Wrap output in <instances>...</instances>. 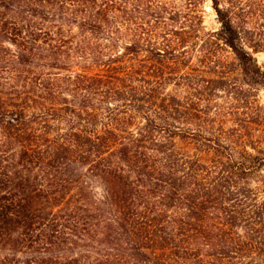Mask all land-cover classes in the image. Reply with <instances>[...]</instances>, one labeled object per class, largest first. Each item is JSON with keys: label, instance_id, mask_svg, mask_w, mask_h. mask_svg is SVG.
I'll return each mask as SVG.
<instances>
[{"label": "trees", "instance_id": "obj_1", "mask_svg": "<svg viewBox=\"0 0 264 264\" xmlns=\"http://www.w3.org/2000/svg\"><path fill=\"white\" fill-rule=\"evenodd\" d=\"M211 1L0 0V264H264V148L168 89L264 85Z\"/></svg>", "mask_w": 264, "mask_h": 264}, {"label": "rangeland", "instance_id": "obj_2", "mask_svg": "<svg viewBox=\"0 0 264 264\" xmlns=\"http://www.w3.org/2000/svg\"><path fill=\"white\" fill-rule=\"evenodd\" d=\"M195 1H198L199 8L204 10V27L206 31H218L221 23L212 6V1ZM226 1L223 3L228 6ZM237 4V25L243 32L247 42L258 49V51H254L253 48H250V50L254 51L259 64L264 65V0H238ZM218 52L220 57L231 66V62H233L232 54L221 49ZM194 60L197 61V58L194 57ZM212 86L210 90L202 88L203 96H201L200 100L192 94H186V90H182L173 84L168 85V89L171 93L173 92L180 96H190L195 99L198 106L211 116L219 117L222 120L220 121L221 124L224 122L220 128L242 129L243 126L241 124L248 121L251 135L247 132L244 133L251 137H247L245 141L248 144L254 143L256 144L255 146L264 148V85L258 86V88L244 86L245 89L243 91L224 87L225 85L219 82H215ZM228 132L235 133L234 130ZM262 175L260 174L256 178L258 182L264 179V171Z\"/></svg>", "mask_w": 264, "mask_h": 264}]
</instances>
